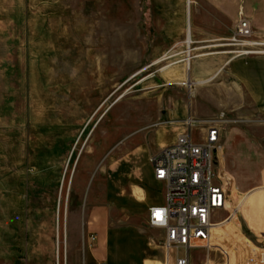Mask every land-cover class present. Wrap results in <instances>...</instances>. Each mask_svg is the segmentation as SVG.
I'll return each instance as SVG.
<instances>
[{
    "label": "rangeland",
    "instance_id": "1",
    "mask_svg": "<svg viewBox=\"0 0 264 264\" xmlns=\"http://www.w3.org/2000/svg\"><path fill=\"white\" fill-rule=\"evenodd\" d=\"M167 1L191 12L182 39L167 38L176 20L157 22ZM220 2L0 0V264H153L133 233L153 230L146 183L122 191L115 166L165 127L173 105L187 112L184 129L233 121L215 156L230 200L218 222L232 217L191 264H264V191L252 195L264 188V48L240 55L233 41L243 21L264 41V0H223L224 14ZM205 129L192 128L195 142ZM98 213L101 238L84 231Z\"/></svg>",
    "mask_w": 264,
    "mask_h": 264
},
{
    "label": "built area",
    "instance_id": "2",
    "mask_svg": "<svg viewBox=\"0 0 264 264\" xmlns=\"http://www.w3.org/2000/svg\"><path fill=\"white\" fill-rule=\"evenodd\" d=\"M233 41L242 48L240 55L264 48V41L254 40L248 21L237 25ZM231 123L226 114L203 122L190 119L174 145L150 158L155 181L165 187V202L149 209L148 226L165 232L160 243L165 264H191V252L199 245L207 248L213 228L232 217L218 222V214L227 210L230 200L215 163L221 130ZM195 125L206 126L202 143L192 137Z\"/></svg>",
    "mask_w": 264,
    "mask_h": 264
},
{
    "label": "crops",
    "instance_id": "3",
    "mask_svg": "<svg viewBox=\"0 0 264 264\" xmlns=\"http://www.w3.org/2000/svg\"><path fill=\"white\" fill-rule=\"evenodd\" d=\"M221 1L223 2V0ZM222 2H220L215 7L216 9H219L221 11V14H224L227 6ZM163 5L164 6H159L162 11L156 18L157 22L169 26L173 24V20H176V24H178L179 26L181 25V29L177 33L171 34V36H167V38L170 40L182 39L181 36H183L185 32V20L186 22H188L191 18L190 10L184 11L185 6L182 2H176L174 4L167 1ZM172 8L183 11L171 12ZM199 23H201V21H199L197 16L194 17V20L192 22L193 28L190 25L191 22L189 23V26L195 35L198 34L200 30L198 28ZM166 33L168 34V31H166ZM186 116L187 112L185 110H182L178 106L173 105L172 107H169L166 111L165 127H162L160 130L156 131L154 133V136L149 141H145V143L140 144L132 149L129 156H127L126 158H122L121 161H119V163L115 166V173L117 174L118 184L121 186L122 191L126 190L127 186L129 185L138 186L143 181L146 183L144 189L142 190L143 194L141 200V208L146 219H148L149 209L151 207L162 206L165 202V187L163 184L155 181L153 170L150 165V158L153 154H156L159 151L174 145L177 141V138L186 132V129H184L183 127V125L185 124L184 121L186 119ZM259 191H264V188H259L252 191V195L258 194ZM155 192H157L159 195H155ZM97 221L99 222V225L95 224V226L94 224H91L92 222ZM104 224V219L102 217H99V213L95 214L94 218L88 220V228H84V231L89 234L94 233L98 238L105 237V235L108 233L109 228H105ZM133 230V233L137 240L142 242V248H140L142 250L140 251V254L142 255L140 256L144 258V262L153 264H165V258H163V261L162 256L159 257V255H163V253L161 254V252L159 251L160 247H158L157 245H155L154 247L151 244V242L153 241L154 243L155 240L161 243L164 239L165 232L160 229H153L149 232L146 230V228H133ZM0 231H6V228H0ZM98 256L102 259V254L101 256L100 254H98ZM93 257L97 261V257L90 256V264H95ZM158 258H160V261L158 260ZM102 263L105 262L101 260L99 264Z\"/></svg>",
    "mask_w": 264,
    "mask_h": 264
},
{
    "label": "bare ground",
    "instance_id": "4",
    "mask_svg": "<svg viewBox=\"0 0 264 264\" xmlns=\"http://www.w3.org/2000/svg\"><path fill=\"white\" fill-rule=\"evenodd\" d=\"M220 71H221V70H219L218 72H220ZM218 72H216V73H218ZM216 75H217V74H216ZM214 77H215V76H214ZM187 84H188L189 87L191 88V86H198V85H201V84H204V83H199V82H196V81H194V82L188 81ZM139 196H140V195H139ZM229 204H230V203H229ZM229 204H228L227 208L229 207ZM214 229H215V228H213L212 233H213Z\"/></svg>",
    "mask_w": 264,
    "mask_h": 264
}]
</instances>
